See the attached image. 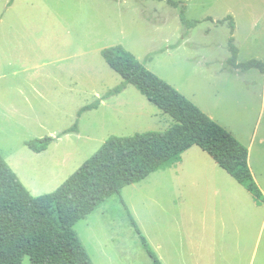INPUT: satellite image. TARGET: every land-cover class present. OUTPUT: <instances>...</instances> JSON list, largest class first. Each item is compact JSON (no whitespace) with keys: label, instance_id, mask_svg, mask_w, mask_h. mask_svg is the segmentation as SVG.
Here are the masks:
<instances>
[{"label":"rangeland","instance_id":"rangeland-1","mask_svg":"<svg viewBox=\"0 0 264 264\" xmlns=\"http://www.w3.org/2000/svg\"><path fill=\"white\" fill-rule=\"evenodd\" d=\"M176 1L0 0V153L33 196L56 191L110 137L175 124L134 86L79 117L122 83L101 54L118 45L249 149L264 193V74L227 63L232 22L238 63L264 62V0ZM45 137L60 138L40 154L26 145ZM196 151L195 178L167 169L124 188L142 234L166 264H264V205L217 181L211 168H222ZM74 228L94 264H154L119 196Z\"/></svg>","mask_w":264,"mask_h":264},{"label":"trees","instance_id":"trees-1","mask_svg":"<svg viewBox=\"0 0 264 264\" xmlns=\"http://www.w3.org/2000/svg\"><path fill=\"white\" fill-rule=\"evenodd\" d=\"M164 1L174 8L179 7L176 0ZM180 19L191 28L199 22L192 23L186 19V7L182 8ZM227 21H233V18L227 17L217 23L225 24ZM231 29V57L227 63L236 69L258 70L264 74L263 61L253 59L238 63L234 22ZM101 54L120 75L122 83L103 98L83 107L79 117L97 110L104 100L122 94L128 86H134L150 103L169 115L175 124L164 132L110 137L56 191L42 196L30 193L0 153V264H22L25 257H30L32 264H94L74 227L115 195L121 198L148 256L154 264H162L123 200L122 192L158 171L172 168L194 146L206 152L244 187L258 206L264 205V193L252 174L250 151L246 146L150 71L124 46L104 49ZM78 129L79 120L64 134L77 132ZM59 138L35 139L26 145L40 154Z\"/></svg>","mask_w":264,"mask_h":264},{"label":"crops","instance_id":"crops-1","mask_svg":"<svg viewBox=\"0 0 264 264\" xmlns=\"http://www.w3.org/2000/svg\"><path fill=\"white\" fill-rule=\"evenodd\" d=\"M264 77V76H263ZM264 81V80H263ZM197 147V146H194ZM193 147V148H194ZM193 148H191L189 151H187L183 157L181 162H179L178 164H176L175 166H173L170 169H175V171H177L176 176L179 179L181 176V173L184 171L185 173H187V176L189 179L191 178H195L193 175L197 174L198 172V163L200 160V153L199 152H192ZM203 151V150H202ZM204 152V151H203ZM206 153V152H205ZM194 154L196 156H194ZM185 161L187 164H185ZM188 161V162H187ZM250 166H251V161H250ZM221 169V168H220ZM212 173L214 174V176L216 177L217 181H224L225 184H230V185H235L234 183V179L232 177H230L227 172H225L228 176H226L222 171H224V169L218 170L217 168H211ZM193 174V175H191ZM19 177V175H18ZM211 179V178H210ZM212 180V179H211ZM234 180V181H232ZM184 181V180H182ZM189 184H195L194 182H196V180H189V181H185ZM238 183V182H237ZM161 261L164 263V261L162 260V258H160ZM162 263V264H163ZM166 264V263H164Z\"/></svg>","mask_w":264,"mask_h":264}]
</instances>
